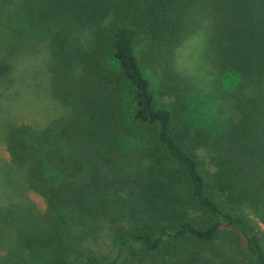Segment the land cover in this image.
Returning a JSON list of instances; mask_svg holds the SVG:
<instances>
[{
    "label": "trees",
    "instance_id": "obj_1",
    "mask_svg": "<svg viewBox=\"0 0 264 264\" xmlns=\"http://www.w3.org/2000/svg\"><path fill=\"white\" fill-rule=\"evenodd\" d=\"M43 23L66 110L6 146L47 207H0L28 264H212L225 228L264 264V0H0L8 58ZM200 32L203 76L177 54Z\"/></svg>",
    "mask_w": 264,
    "mask_h": 264
},
{
    "label": "rangeland",
    "instance_id": "obj_2",
    "mask_svg": "<svg viewBox=\"0 0 264 264\" xmlns=\"http://www.w3.org/2000/svg\"><path fill=\"white\" fill-rule=\"evenodd\" d=\"M22 24L19 22V30ZM47 36L48 27L43 23V43H32L29 49L21 50L15 58H8L0 41V65L11 63L9 71L4 75L0 72V207L3 208L10 202L30 205L39 214L47 207L45 199L29 187L26 170L12 162L6 139L10 130L21 123L41 128L66 110L58 96L60 90L53 85L56 73L49 68L52 66L54 53L45 40ZM206 44L205 34L200 32L179 48L178 64L183 71L203 76L206 69L210 68ZM137 51L139 53V49ZM144 65L147 72H150L147 64ZM165 97L161 101H169L170 95ZM255 219L259 223L264 244V223L256 217ZM20 243L23 242L15 233L1 230L0 264H28L26 251ZM103 249V253L115 257L116 250L110 243L104 244ZM208 253L212 256V264H252L244 244L228 228L222 230ZM156 258H148L146 264H161Z\"/></svg>",
    "mask_w": 264,
    "mask_h": 264
}]
</instances>
